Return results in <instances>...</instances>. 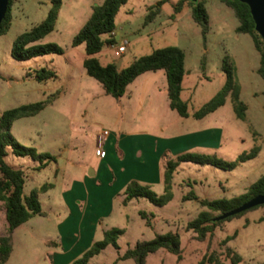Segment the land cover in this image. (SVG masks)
Wrapping results in <instances>:
<instances>
[{
    "label": "rangeland",
    "instance_id": "374dc122",
    "mask_svg": "<svg viewBox=\"0 0 264 264\" xmlns=\"http://www.w3.org/2000/svg\"><path fill=\"white\" fill-rule=\"evenodd\" d=\"M103 1L62 0L54 30L36 42H55L63 48L61 54L24 60L12 56L17 38L46 19L52 0H14L11 26L0 35V115L57 94L39 113L17 119L11 126L12 135L21 144L54 158L17 156L6 147V161L25 173L26 192L44 184L51 186L39 193L45 215H35L15 230L13 252L5 264H71L92 239H102L104 231L112 227L125 229L118 239L119 248L108 245L88 264H135L132 259H117L138 241L169 231L181 235L182 258L160 249L147 257L146 264H198L206 254L214 256L210 264H234L228 246L242 255L237 264L264 262V206L225 220L201 240L186 230V224L206 207L197 199H184L190 192L200 199L242 194L247 184L263 174L264 155L257 161L240 162L233 170L182 162L174 174L173 197L167 204L157 205L146 197L123 204L131 180L163 193L165 162L178 154H213L233 161L261 138L264 149V80L258 73L260 54L251 36L237 32L239 20L222 0H203L210 17L206 40L193 18L190 0H185L178 13L174 8L179 0H165L151 21L146 17L161 0H128L121 6L116 26L121 39L129 41L127 50H117L118 39L114 45H105L97 57L102 64L114 63L121 69L156 48H182L186 74L181 97L188 102L190 113L182 117L169 107L164 70L139 75L121 97L106 94L102 84L86 73L85 45L73 46L72 40L93 5ZM226 56L236 66L249 122L236 117L230 97L205 117L193 116L225 85ZM42 68L56 76L38 81L36 73ZM206 129L217 131V146L181 140L188 132ZM103 130L109 134L99 147L98 135ZM254 131L259 138H254ZM175 135L180 138L174 147L171 138ZM179 148L183 150L174 153ZM92 171L96 175H91ZM143 178L149 181L143 182ZM140 211L148 217L143 218ZM6 225L0 201V234ZM235 232L236 237L224 243Z\"/></svg>",
    "mask_w": 264,
    "mask_h": 264
},
{
    "label": "trees",
    "instance_id": "16d2710c",
    "mask_svg": "<svg viewBox=\"0 0 264 264\" xmlns=\"http://www.w3.org/2000/svg\"><path fill=\"white\" fill-rule=\"evenodd\" d=\"M128 0H104L101 4H95L92 13L85 24L78 30L72 40L73 46L85 45L86 56L83 60V66L89 76L98 80L106 94L114 97H121L126 93L127 86L132 83L139 75L149 72L164 70L167 77V94L169 107L178 112L182 117L190 115L188 102L182 99L183 81L185 78V52L178 46H165L156 48L151 53L135 58L131 64L125 68H119L114 63L102 64L97 54L107 44L117 42L115 34L116 15L121 6ZM226 5L234 10L239 26L237 32L247 33L251 36L255 48L260 54L259 75L264 80V40L257 32L255 22L252 17L250 7L240 0H222ZM14 0H9L8 10L0 24V35L5 34L11 26V6ZM165 0L159 1L151 7L146 19L153 20L160 12ZM185 0H179L174 10L175 13L181 11ZM193 10V18L202 27L204 40L210 29V17L207 11L205 1L190 0ZM62 5V0H52V7L48 12L46 19L34 26L28 32L20 35L12 49V56L18 60L30 59L46 54H61L63 48L55 42L36 43L55 28L58 13ZM108 36L105 38V36ZM223 70L226 74L225 85L206 102L200 109L193 113L196 119L205 117L207 114L217 110L224 105L227 97H230L233 110L236 117L247 121L246 104L241 100V84L237 76V69L230 57L226 56L223 62ZM55 72L46 68L39 69L36 73V79L43 81L46 78L54 77ZM56 93L51 95L50 99L24 104L5 110L0 115V201L4 204V218L6 221V231L0 234V264H5L13 252V234L14 231L23 223L27 222L35 215H45L42 208L39 193L47 190L51 185L44 184L40 188H34L26 192V177L22 169L10 165L6 159V147H11L12 152L17 156H30L34 159L54 158L49 153H39L35 147L21 144L11 133V126L17 119L36 115L45 108L54 98ZM260 151V146L255 145L249 151L242 152L236 160L228 161L213 154H201L186 152L179 154L175 159H167L164 165L163 181L164 191L157 194L148 184L137 180H131L125 188L123 204L127 205L133 199L146 197L157 205L167 204L173 197L172 183L175 172L182 162H195L198 164H209L214 167L233 170L240 162H245L255 158ZM264 194V173L254 181L246 192L230 198L222 197L217 199L202 198L190 192L184 196V199H197L206 209L201 210L193 219L186 224V230L194 232L201 240L208 235H212L215 229L225 220L240 216L247 212L229 216L223 220L215 218L227 211L239 207L251 198ZM259 206H264L258 205ZM253 207V208H256ZM251 208V209H253ZM250 210V209H249ZM143 218L148 217L144 211H140ZM154 216V214H151ZM264 219V217H262ZM125 232L124 228L112 227L104 231L103 238L93 242V244L71 264H88L89 261L98 255L108 245L119 248L118 239ZM237 232L224 239V243L235 238ZM160 249L177 255L182 258V239L178 232L158 233L150 240L138 241L134 247L129 248L117 260L132 259L135 264H146L147 257ZM227 252L232 253V262L237 264L243 259L232 247H227ZM214 256L206 254L198 264H210L214 261ZM258 264H264L260 262Z\"/></svg>",
    "mask_w": 264,
    "mask_h": 264
},
{
    "label": "water",
    "instance_id": "95a60500",
    "mask_svg": "<svg viewBox=\"0 0 264 264\" xmlns=\"http://www.w3.org/2000/svg\"><path fill=\"white\" fill-rule=\"evenodd\" d=\"M193 1H197V0H193ZM240 1L246 3L250 7V11L255 22L256 30L264 40V0H240ZM8 4H9V0H0V24L7 13ZM262 204H264V194L257 195L251 198L250 200L246 201L239 207L218 215L215 218V220H223L229 216L241 213L243 211L249 210L253 207Z\"/></svg>",
    "mask_w": 264,
    "mask_h": 264
},
{
    "label": "crops",
    "instance_id": "0c3cea01",
    "mask_svg": "<svg viewBox=\"0 0 264 264\" xmlns=\"http://www.w3.org/2000/svg\"><path fill=\"white\" fill-rule=\"evenodd\" d=\"M115 36H116V39L120 40L121 39V34L119 31H116L114 32ZM108 37L107 35L105 36V38ZM112 45V44H111ZM165 72V71H164ZM165 75H166V72H165ZM167 78V77H166ZM241 84V83H240ZM185 88L183 86V90H182V93L184 92ZM181 93V94H182ZM241 93H242V85H241ZM168 104H169V100H168ZM247 121L249 122V119L247 118ZM256 133V135L254 134ZM253 133V136L254 138H259L260 137V134L257 132V131H254ZM217 134V131L213 130V129H206V130H201L200 133L199 132H196V133H191V132H188L187 134L183 135V136H180L181 137V140L182 138H187V140L190 142V145H191V142L192 144H195V145H199V144H206V145H210L213 143L214 146H217V144L219 143V136L216 135ZM180 137H177V135H175L173 138H171V141H173L174 143V147L178 144V140ZM215 138V139H214ZM262 142V138L257 142L258 146H260V151L258 153V155L251 159V160H259L263 155H264V149H263V144L261 143ZM183 150V148H179V149H176V151L174 153H180L181 151ZM182 154V153H181ZM179 155V154H178ZM177 155V156H178ZM258 163V162H257ZM164 173V171H163ZM264 173V172H263ZM91 175H96V172L95 171H92L90 172ZM142 181H149V180H146L145 178L142 179ZM253 182H250L249 184H247L245 187H244V192L247 191L248 187L252 184ZM126 184V182L124 183ZM243 192V193H244ZM211 199V198H209ZM94 225V223H93ZM95 230H96V225H94V230L93 232L95 233ZM15 232V231H14ZM93 233V234H94ZM14 235V234H13ZM104 235V233H103ZM93 239L91 242H89L82 250H81V253H84L92 244H93ZM234 249V248H233ZM235 250V249H234ZM67 251H69V249H67ZM58 254V257L59 255H63L61 253H57ZM242 256V255H241ZM57 257V256H56ZM75 258V257H74ZM73 258V259H74Z\"/></svg>",
    "mask_w": 264,
    "mask_h": 264
},
{
    "label": "built area",
    "instance_id": "2783aa9c",
    "mask_svg": "<svg viewBox=\"0 0 264 264\" xmlns=\"http://www.w3.org/2000/svg\"><path fill=\"white\" fill-rule=\"evenodd\" d=\"M114 34V33H113ZM116 44V43H114ZM112 44V45H114ZM129 45V41L127 39H121V42L118 46H116L117 50L120 53H124L127 50V47ZM109 132L107 130H103L99 135H98V146L102 147L106 137L108 136Z\"/></svg>",
    "mask_w": 264,
    "mask_h": 264
}]
</instances>
